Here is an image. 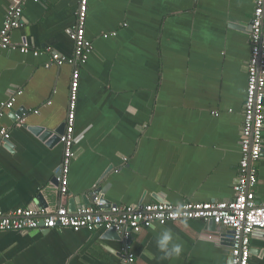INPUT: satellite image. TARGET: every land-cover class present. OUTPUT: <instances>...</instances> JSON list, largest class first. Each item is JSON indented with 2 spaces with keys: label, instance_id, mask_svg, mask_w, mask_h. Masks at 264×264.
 <instances>
[{
  "label": "crops",
  "instance_id": "0c3cea01",
  "mask_svg": "<svg viewBox=\"0 0 264 264\" xmlns=\"http://www.w3.org/2000/svg\"><path fill=\"white\" fill-rule=\"evenodd\" d=\"M12 1L0 0V31ZM78 5L26 0L24 27L12 41L71 58ZM254 7V0H89L86 35L94 51L81 67L66 197L54 183L62 144L31 129L55 133L65 125L72 67L46 68V53L1 50L0 105L23 94L0 119V211L40 209L39 195L49 210H80L92 190L101 192L105 209L233 200ZM256 166V201L264 204V155ZM157 226L173 231L182 255L162 259L150 227L128 244L132 264H232L231 230L199 220ZM107 232H0V264H124L123 241ZM251 252L252 264H264V232L252 235Z\"/></svg>",
  "mask_w": 264,
  "mask_h": 264
},
{
  "label": "built area",
  "instance_id": "2783aa9c",
  "mask_svg": "<svg viewBox=\"0 0 264 264\" xmlns=\"http://www.w3.org/2000/svg\"><path fill=\"white\" fill-rule=\"evenodd\" d=\"M34 1L39 3L42 0ZM25 2L26 0H13L7 7L3 28L0 31V51L14 50L24 55L32 54L35 57L46 53L51 57L46 68L64 65L72 67L66 128L60 138L63 159L57 177V191L62 197H66L69 193L71 166L76 156L75 127L81 67L87 63L94 51L93 43L86 35L89 0H79L76 22L70 31L74 44L71 58L55 52L50 47L41 50L28 45L15 44L12 41V33L24 27ZM254 3L250 27L251 55L247 64V95L243 108L244 123L240 141L242 158L238 182L234 186L233 200L207 203L185 202L180 205L163 202L111 205L106 209H102L103 204L96 200L94 205L84 207L77 213H71L62 206L53 210L20 208L7 214L0 211V232H25L36 229H70L75 232L115 230L123 241L120 256L124 264H132L135 262V255L129 251L128 243L135 235L150 228L152 224L162 226L180 221L199 220L206 223L214 221L217 226L233 232L232 264H252V235L257 231L264 232V204L257 203L255 193L258 184L256 165L264 155V0H254ZM22 94L23 90H19L0 105V119L14 108L17 97ZM216 116H218L217 113ZM23 121L24 119L20 123H24ZM1 134L5 140L10 139V133L7 130L2 129Z\"/></svg>",
  "mask_w": 264,
  "mask_h": 264
},
{
  "label": "water",
  "instance_id": "95a60500",
  "mask_svg": "<svg viewBox=\"0 0 264 264\" xmlns=\"http://www.w3.org/2000/svg\"><path fill=\"white\" fill-rule=\"evenodd\" d=\"M20 118L22 116H19ZM23 118V117H22ZM21 118V119H22ZM65 128H66V124L62 127H60L55 133H52V131H47L45 129H34L32 128L31 131L35 134V135H39L40 136V139L44 140V141H48L49 140V144L53 143V142H60V138L61 136L64 134L65 132ZM3 140L7 143V145H11L10 141L9 140H5L3 138ZM59 176V173L56 174L55 176V179H54V183L56 185H58L57 183V177ZM101 192L99 190H92L91 193L89 194L90 196V199H88L86 196L83 197V201H84V207H89L91 205H94L95 204V201L96 200H99V203L100 204H103L102 205V209H105V205L107 202L105 201L104 197H102L101 195ZM39 201L41 202V207L42 209L43 208H46L48 207L47 203L45 202V199L42 195H39ZM71 206H76V204L78 203L76 199H73L71 200ZM69 212H72V213H77L78 212V209L75 208L74 210L70 209ZM214 229H217V225L215 224L214 221H211L209 223ZM47 231H50V230H47ZM231 234L233 233L232 231H230ZM107 234H111V235H114L117 239H121L122 241V238L119 236V234L115 231V230H110L107 232ZM129 244V243H128Z\"/></svg>",
  "mask_w": 264,
  "mask_h": 264
},
{
  "label": "clouds",
  "instance_id": "9594fccd",
  "mask_svg": "<svg viewBox=\"0 0 264 264\" xmlns=\"http://www.w3.org/2000/svg\"><path fill=\"white\" fill-rule=\"evenodd\" d=\"M186 223V221H184ZM153 232H156V247L162 254V259L172 260L178 259L183 253V245L177 242L171 229L158 230L156 224L151 225Z\"/></svg>",
  "mask_w": 264,
  "mask_h": 264
}]
</instances>
